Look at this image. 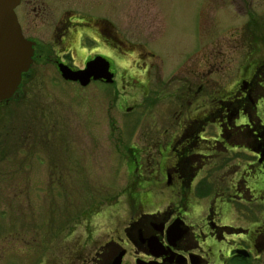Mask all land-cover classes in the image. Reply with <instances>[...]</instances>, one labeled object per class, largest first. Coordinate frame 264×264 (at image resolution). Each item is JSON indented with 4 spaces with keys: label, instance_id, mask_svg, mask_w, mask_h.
Instances as JSON below:
<instances>
[{
    "label": "flooded vegetation",
    "instance_id": "1",
    "mask_svg": "<svg viewBox=\"0 0 264 264\" xmlns=\"http://www.w3.org/2000/svg\"><path fill=\"white\" fill-rule=\"evenodd\" d=\"M109 1L17 0L13 12L31 54L14 93L0 100V156L6 157L7 142L22 145L25 160L28 144L37 139H50L53 146V120L35 99L38 94L27 98L29 107L9 105L30 95L20 84L32 65L52 64L60 76L58 64L79 69L100 57L108 64L111 81L90 79L86 85L95 82L117 91L116 77L127 78L128 84L138 83L139 76L147 81V62L156 55L120 35L109 16L117 0ZM225 1L240 19L209 50L216 60L219 53L226 58L235 42L248 46L234 77L229 72L226 83L206 93L199 84L185 92L179 87L168 92L176 103L173 119L166 114L161 132L150 126L140 150L130 147L124 161L125 198L115 195L97 216L66 225L65 215L55 217L48 210L38 226L35 218L17 211L7 215L1 205L0 264H264V0ZM191 15L194 33V27L203 24L198 10L195 18L194 11ZM192 50L194 58V42ZM116 95L112 93L110 102ZM115 107L120 111V104ZM23 110L30 118H12ZM44 117L47 128L40 127ZM33 162L38 168L47 163L43 177L36 179L41 185L67 184L69 157L63 165L52 153L35 155ZM11 170V177L26 173L24 168ZM6 174L7 169H1L0 177ZM1 186L5 197L6 192L13 197L26 185ZM8 200L0 204L13 202ZM57 221L64 224L59 229Z\"/></svg>",
    "mask_w": 264,
    "mask_h": 264
},
{
    "label": "rangeland",
    "instance_id": "2",
    "mask_svg": "<svg viewBox=\"0 0 264 264\" xmlns=\"http://www.w3.org/2000/svg\"><path fill=\"white\" fill-rule=\"evenodd\" d=\"M225 3V0H211V4L210 0H117L109 16L118 25L120 35L142 43L156 55L147 62V81L139 76L138 83L130 80L128 84V79L120 77L118 70L117 91L95 82L85 86L66 82L69 80H62L52 64L32 65L20 84L23 93L30 95L21 96L19 102L9 105L17 109L29 107L31 102L27 98L38 94L35 99L49 109L53 120V146L49 145L50 139H37L28 144L29 156L25 160L26 149L18 143L7 142L6 157L0 156V171L7 169L6 176L0 177V189L4 183L26 185L24 191L13 197L11 192H6L5 197L0 190V200H13L0 204L7 207V215L13 217L17 211V214L35 218L36 224L41 226L50 210L55 217L65 215L66 225H78L82 217L97 216L96 212L108 207L115 195L119 194V200H124L122 189L127 184L125 176L128 174L125 156L131 146L140 150L144 145L146 128L152 126L161 132L166 114L170 115L168 119H173L176 103L167 96L168 92L178 87L185 92L189 86L198 84L203 93L210 87H221L227 81L226 74L230 72L234 77L235 68L249 50L248 46L241 48L235 42L224 59L219 53L215 60L210 52L212 42L230 34L228 28L240 19ZM196 10L201 14L199 23L203 26L194 27L193 33L191 13L194 11L195 18ZM113 92L117 93L116 101L110 102ZM118 104L120 111L115 107ZM127 106L129 109L124 108ZM29 114L23 110L12 118L28 119ZM40 127L47 128L45 117ZM35 149L36 154H31ZM48 153H52L60 165L66 157L71 160L69 180L64 187L47 188L46 181L44 185L36 181L43 177L41 171L46 169L47 163L38 168L33 158ZM15 167L26 169L25 175L9 176ZM123 212L120 210L119 215ZM63 225L55 222L56 229Z\"/></svg>",
    "mask_w": 264,
    "mask_h": 264
},
{
    "label": "water",
    "instance_id": "3",
    "mask_svg": "<svg viewBox=\"0 0 264 264\" xmlns=\"http://www.w3.org/2000/svg\"><path fill=\"white\" fill-rule=\"evenodd\" d=\"M16 3L17 0H0V100L14 93L21 73L27 70L30 63L31 49L19 33L13 12ZM57 67L63 79L76 81L80 86H85L90 79L111 81L108 64L100 57L87 61L79 69L63 64Z\"/></svg>",
    "mask_w": 264,
    "mask_h": 264
}]
</instances>
